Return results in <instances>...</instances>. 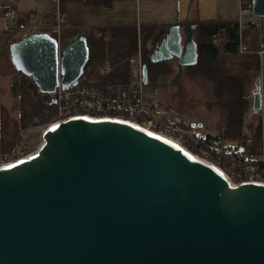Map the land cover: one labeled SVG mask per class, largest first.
Listing matches in <instances>:
<instances>
[{"label": "water", "instance_id": "95a60500", "mask_svg": "<svg viewBox=\"0 0 264 264\" xmlns=\"http://www.w3.org/2000/svg\"><path fill=\"white\" fill-rule=\"evenodd\" d=\"M264 17V0H252ZM194 24L172 25L150 58L197 62ZM9 46L40 92L76 81L85 38ZM147 66L142 81L147 84ZM252 111L261 109L260 78ZM0 264H264V183L232 186L216 166L132 123L76 117L38 149L0 166Z\"/></svg>", "mask_w": 264, "mask_h": 264}, {"label": "trees", "instance_id": "16d2710c", "mask_svg": "<svg viewBox=\"0 0 264 264\" xmlns=\"http://www.w3.org/2000/svg\"><path fill=\"white\" fill-rule=\"evenodd\" d=\"M112 1L59 0V10L63 36L87 32L85 39L89 57L86 68L88 67L89 71L80 79V83L98 88L108 99H123L129 94L127 59L137 49L138 28L131 24L87 27L84 20L86 14L109 8ZM28 26L25 20H20L15 27L9 29L11 31L0 35V76H9L11 79V95L18 100L21 128L43 125L50 122L55 115V105L44 104L37 96L31 94L30 88L27 89V85L25 86L24 76L14 69L9 56L4 52V47L16 42L20 32ZM195 26L197 62L183 67L184 83L181 84L188 82L192 92L199 79L201 82L200 86L197 85V89L200 88L202 92L199 98L202 105H209L210 100L216 98L213 104L215 103L221 112L223 132L193 135L185 146L199 157L202 156V152H206L208 161L216 163L230 175L237 173L248 164H257L264 178L263 160H242L241 155L246 150L239 149V145H243V142L236 147L224 144L227 140L245 141L247 138L245 136L247 132H242L245 126L243 116L248 96L247 82L250 73H255L256 78L259 76V62L256 54L259 47L257 30L251 29L246 33V48L240 51L236 21L203 20L198 21ZM105 31L109 33L108 40L104 39ZM106 59L112 69L109 73L103 74L100 68ZM143 61L147 66L148 79L145 85V98L150 104L161 106L165 99V85L162 79L172 74L173 67L169 61L152 62L147 51L143 53ZM31 83V86L36 89L34 83ZM183 92L184 89L181 86L178 93L184 95ZM249 95L251 96L250 113H252V92ZM190 96L193 100V95L190 94ZM176 123L193 130L190 119L182 118Z\"/></svg>", "mask_w": 264, "mask_h": 264}, {"label": "built area", "instance_id": "2783aa9c", "mask_svg": "<svg viewBox=\"0 0 264 264\" xmlns=\"http://www.w3.org/2000/svg\"><path fill=\"white\" fill-rule=\"evenodd\" d=\"M47 15L48 21L44 27L46 29H38L34 22L38 20L39 15L35 11H28L26 17L32 24L23 29L20 32V36L27 33H34L39 35V37L52 38L61 45L63 35L59 0L52 1L51 9L48 11ZM6 18L8 19L9 27L13 28L19 22L21 16L16 10L9 8L6 13ZM236 22L240 51H243L246 48V33L251 29L257 30L259 47L256 50V54L258 56L259 70L264 72V17H260L254 13L252 0H240L239 13ZM103 36L105 40H108V31L103 32ZM151 49L152 42L145 41L143 39V34L138 29L137 49L127 59L129 69L127 85L129 94L123 99H108L103 96L98 88L81 84L80 79L89 71V68H86L87 63L79 78L76 81L71 82L69 85L61 84L59 77L58 84L50 92H40L36 86V89L34 90L30 88L29 91L31 94L37 96L41 102L44 104L52 103L55 105V115L53 119L46 124L21 128L19 139L22 142L19 140L20 144L15 151L0 155V166L12 164L26 156V151L34 149L31 148L34 139L38 142V144H35L37 147L36 149H38L42 142V134L46 128L76 117L126 121L150 132L161 135L187 149L185 146L186 143L190 141L193 135L197 136L198 133L186 129L178 123H168L163 121L161 119L160 106L150 104L145 98L146 89L142 81L144 65L143 53L144 51H150ZM111 69L112 67L106 59L100 68V71L104 74L109 73ZM249 155V152L243 151L241 155L242 160L246 161L252 159ZM199 158L208 161V155L206 152H202V156ZM260 160L264 161V153ZM208 162L222 171L232 186H236L243 182L264 183V178L260 173L257 164H248L237 173L230 175L217 166L216 163L211 161Z\"/></svg>", "mask_w": 264, "mask_h": 264}, {"label": "crops", "instance_id": "0c3cea01", "mask_svg": "<svg viewBox=\"0 0 264 264\" xmlns=\"http://www.w3.org/2000/svg\"><path fill=\"white\" fill-rule=\"evenodd\" d=\"M52 1L0 0V35L11 31L6 18L9 8L16 10L21 16L20 20H25L28 25L32 23L28 21L26 13L28 11L37 12L39 18L34 22L35 26L38 29H43L48 21L47 13L51 9ZM239 6L240 0H113L109 8L86 14L84 20L87 27L129 24L137 26L143 34L144 40L152 42V49L147 51L151 55L155 51L157 43L167 35L170 26L196 25L198 21L203 20L236 21ZM170 63L173 68H176V74L174 77H172L173 73L163 77L165 93L167 81L170 80L171 86L175 89L178 88L182 76L181 72L179 79L174 80L177 75V67L173 61ZM259 73L258 77L260 78L264 72L259 70ZM262 96L263 92L261 94V104L263 103ZM176 98L178 99L176 105H180L178 109L167 108L166 103L161 104V119L163 121L176 123L182 120L177 118V115H180L179 111H183L184 105H188L186 101L184 102L187 96L178 93ZM214 99L216 101L215 97ZM214 99L210 100L209 105H204V108L210 107V124L214 126L210 127L211 134L223 132L221 112L217 109L215 103L213 104ZM261 107H263V104ZM252 115L254 116L256 113L252 111ZM257 116L253 121L254 127L252 129L245 123L242 130V132H247L245 141L231 139L224 142L225 145L235 147L243 142V145H239V149H245L249 152L252 159H260L264 153V117H262L263 125H261V120ZM19 117L18 100L11 95V79L9 76H0V155L11 153L18 148L21 129ZM190 120L192 121V129L200 135L202 132L197 130L199 127H203L204 122L196 118H190Z\"/></svg>", "mask_w": 264, "mask_h": 264}, {"label": "rangeland", "instance_id": "374dc122", "mask_svg": "<svg viewBox=\"0 0 264 264\" xmlns=\"http://www.w3.org/2000/svg\"><path fill=\"white\" fill-rule=\"evenodd\" d=\"M195 8V7H194ZM46 29V28H44ZM87 35V32H80L79 34H76L74 36H63V40L61 42V46L65 47V45L69 42V40L73 41L74 37L78 36L79 38H85ZM22 38V35L19 36L18 40L16 41V43H18ZM15 43V42H14ZM11 45V44H10ZM9 44L7 46L4 47V52L9 56L10 52H9ZM173 76L176 74V68H173ZM260 74V73H259ZM262 76L260 77L261 82L260 85L262 86L261 89V94L263 92V96H262V100H263V107H261V110H259L258 112H256V115H258L257 117L261 120V125H263L262 123V117H264V74H261ZM24 76V75H23ZM256 78V74L255 73H250L249 74V79L247 82V88H248V96H247V103H246V109H245V113L243 116V122L246 123L248 126H250V129H252L254 127L253 125V121L255 119L256 115H252L251 110H250V105H251V96L249 95V93L251 94L250 90H252L254 88L253 86V82ZM24 82H25V86L27 85V89L31 88L32 90H34V88L31 86V82H33L31 77H26L24 76ZM198 82V83H197ZM196 82V85L194 86V90L192 92L191 91V87L189 86V83H185V84H181L184 83L183 77L181 76L180 78V82L178 85V88H175L171 86V81H167V88L166 90V95H165V99H164V103H166L167 108H172V109H178L180 105H176L178 104V99L177 94H178V90L181 86H183L184 92L183 94L187 96V99L184 100V102L186 101L188 103L187 106L184 105V108L182 109L183 111H179V116L177 115V118L182 119V118H187V119H198V120H202L203 123V127H199V129L197 131H200L202 133H207L210 132V127H214L213 124H210V107L209 108H204V105L200 104L201 101H199V98L202 96V92L197 89V85L200 86V80L198 79V81ZM181 84V86H180ZM180 86V87H179ZM189 92V93H188ZM190 94L193 95V100H191L192 96H190ZM181 100V99H180ZM204 100V99H203ZM163 101V100H162ZM180 103V102H179ZM181 104V103H180ZM163 108V106H162ZM214 109H216L214 107ZM199 112V113H198ZM252 121L250 124L249 122ZM255 123V122H254ZM46 124V123H45ZM20 140V139H19ZM20 142H22L20 140ZM20 144V143H19ZM38 144L37 140L34 139V142L31 144V148H36V145ZM32 150V149H31ZM30 151V150H28ZM28 151H26L25 153H27Z\"/></svg>", "mask_w": 264, "mask_h": 264}, {"label": "bare ground", "instance_id": "6f19581e", "mask_svg": "<svg viewBox=\"0 0 264 264\" xmlns=\"http://www.w3.org/2000/svg\"><path fill=\"white\" fill-rule=\"evenodd\" d=\"M37 37H39V35L34 34V33L23 34L21 40L18 43H16L15 46H22L26 42H28V41H30V40H32L34 38H37ZM73 39H74L73 41L72 40L71 41L69 40V42L65 45V47H62V49L64 51L68 50L73 45H75L81 38H79L78 36H76ZM36 148L33 151H31V152H29L27 154H30V153L34 152L36 150ZM27 154H25V155H27Z\"/></svg>", "mask_w": 264, "mask_h": 264}]
</instances>
